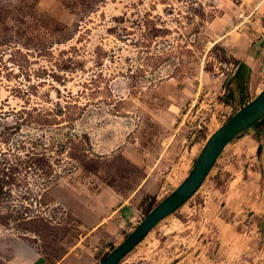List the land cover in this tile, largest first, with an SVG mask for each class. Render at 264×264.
<instances>
[{"label":"rangeland","instance_id":"rangeland-1","mask_svg":"<svg viewBox=\"0 0 264 264\" xmlns=\"http://www.w3.org/2000/svg\"><path fill=\"white\" fill-rule=\"evenodd\" d=\"M27 4L0 0V264H100L264 88V0ZM121 264H264V123Z\"/></svg>","mask_w":264,"mask_h":264},{"label":"water","instance_id":"water-1","mask_svg":"<svg viewBox=\"0 0 264 264\" xmlns=\"http://www.w3.org/2000/svg\"><path fill=\"white\" fill-rule=\"evenodd\" d=\"M263 117L264 88L253 100L240 108L225 124L211 134L188 177L177 189L158 203L135 229L106 255L100 264H121L158 224L185 205L198 192L225 148Z\"/></svg>","mask_w":264,"mask_h":264},{"label":"trees","instance_id":"trees-1","mask_svg":"<svg viewBox=\"0 0 264 264\" xmlns=\"http://www.w3.org/2000/svg\"><path fill=\"white\" fill-rule=\"evenodd\" d=\"M28 1H30V0H28ZM37 4H38V0H32V4H27V7L30 8L31 10H35L37 8ZM237 66H238V69L235 72L233 77L235 80H237L238 86H239L241 92H244L246 87H247V81H249V78L251 75V69L245 63H241V62H238ZM249 102H250V100L247 101V98L245 96L242 97L240 100V103H241L240 108H242L243 106H245ZM263 123H264V117L260 121L256 122L252 127L259 125V124H263ZM0 191H2V189H0ZM153 207H154V204H150V206L147 210V214L153 209ZM113 248H114V246L112 247V249ZM106 255L107 254H105V256H103L102 260L106 257Z\"/></svg>","mask_w":264,"mask_h":264},{"label":"crops","instance_id":"crops-1","mask_svg":"<svg viewBox=\"0 0 264 264\" xmlns=\"http://www.w3.org/2000/svg\"><path fill=\"white\" fill-rule=\"evenodd\" d=\"M262 59H264V54L263 56H260V60L259 61H262ZM241 63H243V60H240ZM238 68V67H237ZM251 69V68H250ZM252 70V73H251V79L253 80L254 78V74H255V69L254 67L251 69ZM123 207L125 206H122L120 209H123ZM120 209H118L120 211ZM107 220L108 219H104L101 223H99L91 232L94 235H96L97 232H100L102 229H104L106 227V223H107ZM91 235V238L93 237ZM89 237V236H88ZM67 259H70L67 258ZM27 260V261H26ZM1 264H52L50 263L48 260L44 259L40 254L38 253H34L32 255H30L28 258L26 259H22V258H15L13 260H7V261H3L1 262Z\"/></svg>","mask_w":264,"mask_h":264}]
</instances>
